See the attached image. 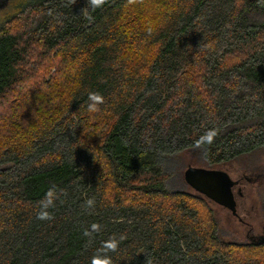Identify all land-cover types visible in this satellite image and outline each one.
Returning <instances> with one entry per match:
<instances>
[{"label":"trees","instance_id":"obj_1","mask_svg":"<svg viewBox=\"0 0 264 264\" xmlns=\"http://www.w3.org/2000/svg\"><path fill=\"white\" fill-rule=\"evenodd\" d=\"M16 4L0 22V264H264V242H222L210 202L164 169L264 150V4Z\"/></svg>","mask_w":264,"mask_h":264},{"label":"rangeland","instance_id":"obj_2","mask_svg":"<svg viewBox=\"0 0 264 264\" xmlns=\"http://www.w3.org/2000/svg\"><path fill=\"white\" fill-rule=\"evenodd\" d=\"M17 0H0V22L17 7ZM189 166L225 170L233 180L242 179L246 211L241 209L244 222L237 221L228 209L210 203L218 225V237L224 243L250 244L264 239V150L239 158L229 164L209 165L201 149L186 151L176 159L165 161V172L169 174L167 188L172 192L197 195L186 183L185 173ZM248 177L250 179L247 180ZM238 183V182H237Z\"/></svg>","mask_w":264,"mask_h":264},{"label":"water","instance_id":"obj_3","mask_svg":"<svg viewBox=\"0 0 264 264\" xmlns=\"http://www.w3.org/2000/svg\"><path fill=\"white\" fill-rule=\"evenodd\" d=\"M185 180L197 195L237 214L234 194L237 181L227 171L189 166Z\"/></svg>","mask_w":264,"mask_h":264},{"label":"clouds","instance_id":"obj_4","mask_svg":"<svg viewBox=\"0 0 264 264\" xmlns=\"http://www.w3.org/2000/svg\"><path fill=\"white\" fill-rule=\"evenodd\" d=\"M261 4H264V0H259ZM105 3V0H88V6L94 11L98 8H100ZM85 14L87 15V9L84 10ZM103 102V98L97 94V93H90L88 97V111H95L97 109V106ZM215 136V133H209L207 136L202 137L200 143H208L211 144L213 141V137ZM93 203L92 200L87 201L88 206H91ZM41 210L37 214V219L40 220H49L52 218L51 212L48 211L50 208H54V199L52 197V193L49 192V194L45 197L44 200L40 202ZM96 226L94 225L93 228ZM116 241H110L105 244L106 248L115 250L116 248ZM92 264H110V260L105 258L103 260L99 258H93Z\"/></svg>","mask_w":264,"mask_h":264},{"label":"flooded vegetation","instance_id":"obj_5","mask_svg":"<svg viewBox=\"0 0 264 264\" xmlns=\"http://www.w3.org/2000/svg\"><path fill=\"white\" fill-rule=\"evenodd\" d=\"M247 180L250 181V179L248 177H246ZM237 185L234 188V194H235V198H236V202H237V214L232 213V216L237 219V221L240 222H244V219L241 215V209H243V211H246V202H244L243 204H240L239 199L244 197V188L242 187V179L237 181ZM226 209V208H224ZM227 210V209H226ZM229 211V210H228ZM262 242H264V239L262 240Z\"/></svg>","mask_w":264,"mask_h":264}]
</instances>
